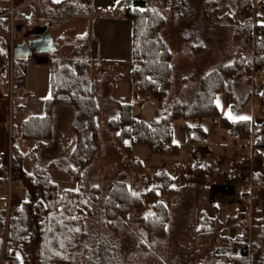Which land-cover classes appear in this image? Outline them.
I'll return each mask as SVG.
<instances>
[{"label":"trees","instance_id":"trees-1","mask_svg":"<svg viewBox=\"0 0 264 264\" xmlns=\"http://www.w3.org/2000/svg\"><path fill=\"white\" fill-rule=\"evenodd\" d=\"M160 1L167 3V10L174 2L171 9L176 10L179 20L185 15L187 0ZM125 2L127 7L124 15L131 23L130 76L133 93L141 100L154 102L155 110L149 123H144L130 116L129 104H115V110L107 117L105 127L113 134V141L119 149L128 157L130 145L145 146L150 154H175L178 148L171 143V121L176 118L211 117L219 126L236 130L240 138H247L251 122L228 121L221 117L213 97L217 92L226 93L231 99V111L243 106L251 95V69L258 70L264 64V37L245 53L241 44L236 45L231 62L220 64L202 74L190 94L181 90L169 98L173 82L171 53L160 37L165 16L155 6H147L146 0ZM29 6L30 15L23 22L31 32L35 25L43 22L51 26L52 20L56 18L88 15L90 0H61L57 3L33 0ZM218 6L217 0H205L201 7L202 18L211 19ZM225 8L226 17L232 24L233 40L241 39L246 44L253 28L257 30L262 27L264 31V25L254 26L252 23L251 0H230ZM2 13L0 8L1 43L9 27V17ZM238 15L242 16V23L235 20ZM60 40L57 38L52 42L54 47L47 56L49 95L43 101L42 115L26 116L20 123L18 135L14 129L10 131L11 144L7 159L9 176L22 187L27 199L7 219L4 210L0 209V233L4 230L3 241L0 237L1 261L2 264H31L32 258L35 264H71L75 254L84 246L85 264H123L106 240L85 232L84 221L96 207L98 193L96 186L88 184L86 169L97 154L100 144L97 119L99 98L89 75L90 62L83 54V46L79 41L71 44L73 56L61 58L55 53ZM200 47L190 46L191 50ZM5 50L0 52V75L8 65ZM25 60L13 57L10 60L12 86L20 82ZM260 105L264 116V87L260 93ZM61 108L72 111L68 128L73 145L64 155L55 150L58 124L62 118ZM259 128L260 135L254 147L264 149V119ZM198 133L199 138L196 137ZM185 134L186 141L190 143H200L204 139V133L199 129L186 128ZM16 137L32 140L35 146L23 155L14 144ZM126 139L129 145L124 143ZM25 157L28 158L29 172L22 169ZM51 169L62 172L74 181L75 189H61L51 182ZM152 177L156 184L137 194L128 186L126 174L123 171L117 173L102 202L103 215L108 224L116 219L127 221L130 212L143 208L144 199H151L152 212L140 217L141 228L148 238L164 235L167 210L157 200L156 191L162 194L172 192V179L163 171L154 173ZM202 223V236L208 237L212 231V220L204 218ZM257 229L259 244L250 245V249L246 241L236 235L233 241L236 252L233 253L230 248L222 249V260L217 264H264V224H258ZM10 249L19 251L20 260L9 254Z\"/></svg>","mask_w":264,"mask_h":264},{"label":"rangeland","instance_id":"rangeland-1","mask_svg":"<svg viewBox=\"0 0 264 264\" xmlns=\"http://www.w3.org/2000/svg\"><path fill=\"white\" fill-rule=\"evenodd\" d=\"M204 1L187 0L185 15L179 20L176 17V10L171 9L174 2L170 4L171 6L167 10V3L164 1L146 0L147 6H155L165 16L160 37L169 46L172 53L170 60L173 67L172 94H178L181 90L190 94L195 88L197 79L202 74L220 64L231 62L236 45L241 44L244 53L246 50H252L249 48L247 40L245 44L241 39L233 40L232 38L233 28L230 20L226 17L225 8L230 0H217L219 6L209 20L202 18L201 7ZM14 3L16 0H0V8L5 4V9H7L2 15L8 16L9 22H13L12 24L9 23L8 34L3 36L2 43L0 41V52L6 49L8 57V65L1 72L2 79H0L1 151L8 150L9 126L7 120L10 99H19L29 108V104L41 105L44 98L49 94V67L40 65L34 70L31 66L33 65L32 59L29 57L25 60L23 79L14 84L13 89L10 88L12 82L11 44L15 45L20 40L16 29L17 31L19 29L27 37V31L30 30L29 27L25 28L20 15L11 8ZM123 3L126 4L125 0ZM253 3L254 1L251 0V6ZM250 11L252 23L264 21V8H257L255 11L250 9ZM235 20L242 23L243 18L238 15ZM51 29L48 34L52 33V37H56L55 40L61 38L55 53L63 58L71 56L73 35L78 33L81 27L76 24H66L58 28L53 26ZM52 37L51 40L53 41ZM191 45L201 46L200 49L203 51L197 50V48L191 50ZM1 63L0 61V66ZM121 65V71L108 63L105 65L103 70L109 75L107 80L116 82V79L119 80L123 77V61ZM88 71L91 80L97 81L100 70H97L90 63ZM258 74V71H255L254 81L257 91L262 88V83H264ZM182 76L188 77V80L183 81L186 83L185 86L181 84L183 82H180ZM123 80H125L124 77ZM26 94L30 98L24 100ZM97 95H99L98 92ZM97 97L106 103L103 101L105 96L99 95ZM103 103L100 107H103ZM60 110L62 118L59 128L60 130L62 128V138H64L63 143L56 146L55 150L64 155L73 145L72 139L69 142V136H67L69 129L67 121L71 119L72 111L69 108H61ZM27 112L29 114V111ZM107 117L103 110L99 113L97 119L101 145L99 144L97 154L86 169L88 184L96 186L98 193L96 207L92 209L91 214L84 221V227L86 233L94 234L96 238L106 240L115 256L123 264H217L222 260V249L230 248L233 253L236 252L233 241L238 234L241 240L246 241L249 248L252 244L260 243L257 241V225L264 224V188L259 190L258 194H253L255 189L249 186L251 189L249 195L246 194L247 197L242 198V193L248 192V184L250 183L247 184V176L240 175L242 171H237L236 176L225 180L223 188L220 186L210 187L208 171L202 165L200 166L194 157V163L198 165L194 171L191 170V166L177 168L179 175L170 184L173 189L172 192L162 194L156 191V198L164 204L168 216L165 233L162 237L148 238L140 225V217L152 212L151 199H144L143 208L130 212L127 221L116 219L108 224L103 215L102 202L118 172L123 171L126 174L127 184L133 193L145 192L156 182L146 170L136 166L139 160L131 156L128 157L114 143L113 134L105 128ZM231 131L233 132V130ZM140 159L142 160L143 157ZM65 177L68 181L73 182L67 176ZM52 181L57 183L61 189L73 187L57 180L54 176ZM209 197L213 202L210 201ZM204 218L212 220V231L208 237L202 236L203 231L200 229ZM17 255L18 257H15L20 260V253ZM85 256L86 250L83 246L75 254L71 264H85ZM30 261L31 264H35L32 258ZM3 264L9 263L3 262Z\"/></svg>","mask_w":264,"mask_h":264},{"label":"crops","instance_id":"crops-1","mask_svg":"<svg viewBox=\"0 0 264 264\" xmlns=\"http://www.w3.org/2000/svg\"><path fill=\"white\" fill-rule=\"evenodd\" d=\"M31 1L33 0H16V3L11 5V8L20 15L21 20L27 18L30 15L29 4ZM50 1L53 3H57V0ZM59 1L61 0H58V2ZM4 5L5 4L2 5V10L5 13L7 9H5ZM126 7L127 5L123 3V0H90V11L88 15L71 18H56L52 20L53 24L51 26H49L48 24L47 33H49V31L53 29H51V27L53 26L58 28L59 26L62 27L66 24H76L81 27L80 31L73 35L74 39H72L71 44H76L79 41L80 45L83 46L84 56L89 60L91 65L97 68V70H100L98 79H96L97 81H94L93 83L95 84L98 94L103 95V97L105 96L103 98V101L106 103H103L101 99L99 100V106L103 103V107H100L99 113L103 110L104 114H106L107 116H111L115 110L116 103H127L129 104L130 116L133 119L142 121L144 123H149L155 110V103L138 99L133 93V85L130 76V69L132 64L130 50L131 23L130 20L127 19L124 15V10ZM259 16L261 15L259 14ZM260 18H262V16ZM9 23L12 24L13 22ZM257 24L264 25V21H258ZM30 30L27 31L28 34ZM16 32L20 36V40L17 42V44L22 40L28 38L27 36H25V34H23V32H20L19 29L18 31L16 29ZM51 34H49L50 37H52ZM55 38H53L52 42H55ZM12 45L13 43L11 44V48ZM167 47L169 48L168 45ZM48 55V53L35 56L29 54L26 58L29 57L32 59L33 65L31 66L34 68V70H36L40 65L48 66ZM72 56L73 52L71 49V56L66 58H70ZM60 57L63 58L62 56ZM122 61L124 63V69L122 72H124L123 77L125 78V80H123V77H121L119 80L116 79V82L113 80H107L109 78V75L105 70H103L105 65H107L108 63L113 67L115 66L116 69H120L121 71ZM23 69L21 80L23 79ZM255 71L258 70L251 71V95L240 109L235 111L230 110L231 99L224 92H217L213 97V103L216 106L218 113L221 117H224L228 121L240 120L230 119L227 115L228 113H230L234 118H250L247 119L251 122V130L247 138H240L239 136L233 134L231 130L219 126L217 121L211 117L187 119L176 118L171 121V143L177 146V152L172 155L166 152H163L161 154H150L145 146L130 145V156L139 160V163L136 166L140 167V169L142 170H146L150 176H153V174L158 171H163L172 179L173 182L174 179L179 175V170L177 171V168L179 169L183 166H191V170L194 171L196 169L195 167L197 164L194 163V157L198 160L197 163H199L200 166L202 165V167L208 171L210 187L220 186L223 188V183H225V180L231 179L232 176H236L235 173L237 171H242L240 175L243 177L247 176V184L250 182L248 184V192H245L244 195H249V191H251L249 186L255 189L252 192L253 194H258L259 190L264 188V149L255 148L254 143L260 135L259 125L264 119L260 105V93L262 92L264 83H262V88L257 91L254 81V77H256ZM258 75L260 79L264 80V77L260 73ZM183 78H186L188 80V77L182 76L180 82L186 80H183ZM181 84H183V86L186 85V83L184 82ZM10 88L13 89V86L10 85ZM172 93H170L169 98L173 97V95H176ZM29 98L30 96L26 94L23 99L26 100ZM43 101L41 105L29 104V108H27V105H24L21 100L10 99L7 120V124L9 126L8 150H0V193H10L13 208L15 211L19 207L20 203L27 199V196L22 187L17 182L11 180L9 176V163L7 159L11 144L10 131L12 128L18 135L20 123L26 116L42 115ZM26 111H29V114L28 112L26 113ZM1 124L2 123L0 121V127ZM60 124L61 123L58 124L57 129V146H60V144L63 143L64 138H62V128L61 130L59 128ZM186 128L201 130L204 133L203 141L200 143L187 142L185 134ZM67 136H69V142H71L72 134L69 129L67 130ZM196 137L199 138V133L198 135H196ZM125 141H127V145H129V140L126 139ZM14 144L16 145L18 151L23 155H26L27 151L35 146L34 141L21 139L19 137H16V139L14 140ZM140 157H143V159L141 160ZM22 169L25 172L30 171L27 157H25L22 161ZM53 176L57 180L64 182L67 185L73 186L72 188H70V190L75 189V182L68 181V179L65 177L66 175L62 172L51 169L49 171L51 182H53ZM237 176H239V174H237ZM7 178L10 180V183H6ZM55 184L58 186L57 183ZM210 201L213 202L212 199ZM0 237L3 241L4 230L0 233ZM18 253L19 252L17 250H9V254L14 257H18ZM0 264H2L1 255Z\"/></svg>","mask_w":264,"mask_h":264},{"label":"water","instance_id":"water-1","mask_svg":"<svg viewBox=\"0 0 264 264\" xmlns=\"http://www.w3.org/2000/svg\"><path fill=\"white\" fill-rule=\"evenodd\" d=\"M48 22L35 25L28 38L11 48V56L16 59L26 58L29 54H47L53 49L50 35L47 33Z\"/></svg>","mask_w":264,"mask_h":264},{"label":"built area","instance_id":"built-area-1","mask_svg":"<svg viewBox=\"0 0 264 264\" xmlns=\"http://www.w3.org/2000/svg\"><path fill=\"white\" fill-rule=\"evenodd\" d=\"M253 1L254 3L251 6L252 10L255 11L257 8H264V0H253ZM253 24L254 26L255 25L257 26L256 22H254ZM263 37H264V31L262 27H259L257 30L253 28L251 35L247 39V44L249 48L253 49L256 41L261 40ZM32 55L35 56V54ZM258 72L262 76H264V64L260 66ZM233 133L238 136V132L236 130H233ZM7 183H10V180L8 178H7ZM244 197L246 198L247 196L243 195L242 198ZM0 203H1L0 207L4 210L6 219L14 214L15 210L13 208V204L11 203V197L9 192L0 193Z\"/></svg>","mask_w":264,"mask_h":264},{"label":"snow or ice","instance_id":"snow-or-ice-1","mask_svg":"<svg viewBox=\"0 0 264 264\" xmlns=\"http://www.w3.org/2000/svg\"><path fill=\"white\" fill-rule=\"evenodd\" d=\"M57 2H58V0H57ZM218 106H219V105H218ZM227 115H228V117H229L230 119H240V120H247V119H250L249 117H238V118H234V117L231 116L230 113H228ZM118 135H119V133H118ZM125 143L127 144L128 142L125 141Z\"/></svg>","mask_w":264,"mask_h":264}]
</instances>
